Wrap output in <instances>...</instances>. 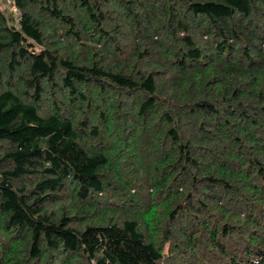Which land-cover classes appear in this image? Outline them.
<instances>
[{
    "label": "trees",
    "instance_id": "trees-1",
    "mask_svg": "<svg viewBox=\"0 0 264 264\" xmlns=\"http://www.w3.org/2000/svg\"><path fill=\"white\" fill-rule=\"evenodd\" d=\"M6 1L0 264H264V0Z\"/></svg>",
    "mask_w": 264,
    "mask_h": 264
},
{
    "label": "rangeland",
    "instance_id": "rangeland-1",
    "mask_svg": "<svg viewBox=\"0 0 264 264\" xmlns=\"http://www.w3.org/2000/svg\"><path fill=\"white\" fill-rule=\"evenodd\" d=\"M10 7H12V3L9 4V2L6 1V0H0V10L1 11L7 12L8 11L7 9L10 8ZM109 23L110 24H114L115 23V20H111ZM107 46L110 47L111 45L108 44Z\"/></svg>",
    "mask_w": 264,
    "mask_h": 264
}]
</instances>
